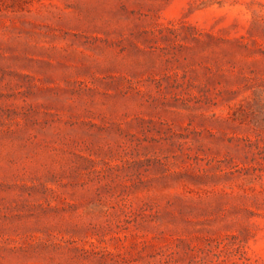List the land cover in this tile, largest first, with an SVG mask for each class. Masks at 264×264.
Listing matches in <instances>:
<instances>
[{"label": "rangeland", "instance_id": "obj_1", "mask_svg": "<svg viewBox=\"0 0 264 264\" xmlns=\"http://www.w3.org/2000/svg\"><path fill=\"white\" fill-rule=\"evenodd\" d=\"M0 264H264V0H0Z\"/></svg>", "mask_w": 264, "mask_h": 264}]
</instances>
